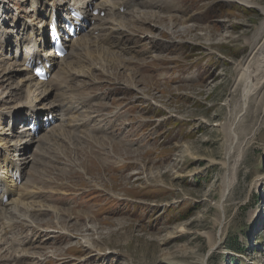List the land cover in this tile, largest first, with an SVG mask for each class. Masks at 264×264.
<instances>
[{"label":"rangeland","instance_id":"374dc122","mask_svg":"<svg viewBox=\"0 0 264 264\" xmlns=\"http://www.w3.org/2000/svg\"><path fill=\"white\" fill-rule=\"evenodd\" d=\"M249 1L171 0L142 9V20L131 12L123 50L88 52L98 58L87 69L68 62L70 90L79 77L100 98L108 130L32 145L29 156L44 155L30 178L43 209L17 211L28 222L0 235V264H264V89L246 93L238 71L264 0ZM32 3L0 0L14 49L37 18Z\"/></svg>","mask_w":264,"mask_h":264},{"label":"bare ground","instance_id":"6f19581e","mask_svg":"<svg viewBox=\"0 0 264 264\" xmlns=\"http://www.w3.org/2000/svg\"><path fill=\"white\" fill-rule=\"evenodd\" d=\"M170 1L171 0H93L92 3L79 2L77 6L81 8L88 17H90V5H93L95 9L104 11L106 17H101V15H98L89 19L90 21H93L91 29L84 33L83 36H81L78 40L71 41L69 43L68 55L64 59H54V74L48 82H38L33 76L32 70L25 66L28 58L35 51H38V49L35 47L38 44L39 39L34 38L36 27L37 29L46 28L45 22L42 19V22L38 21L37 23L33 24V22L36 21V19H34L32 22H28L27 25H23L21 32H18V34L15 35V39H17L16 56L9 58L8 56L4 55V51L7 48L10 49L9 43L12 42L14 34H9L4 30L5 24L7 23L5 22V19H3V14H1V9L3 8H1L2 6L0 7V19L2 18L0 22V28L2 29L0 32V73L2 74V76H0V84L5 86L4 90L7 87L4 94L0 96V126L4 124L3 121L5 120L8 123V126L6 125L7 128L3 127V129H6L4 131L2 130L3 132L0 133V146L3 150H0V156L2 158L4 157V160H1L0 162V170L2 169L3 171L0 172L2 173L0 174V220L3 218L2 214L7 215L5 217L6 226L3 229H0V235H2L4 239L9 237L10 234L8 233L11 231L10 227L14 223L28 222V215L16 219L17 211L19 209H25L24 206L27 204L25 202L33 205L25 209L27 213L31 214L32 212L36 211L37 214V212L43 209L40 205H37V202L35 201L37 199V194L31 193L37 187L35 184L30 182V178L34 166H36L38 162L43 164L44 155L41 151L36 155V159L32 155L29 156L28 151L31 149L32 145H36V148H38L44 142L42 150L51 149L68 140V136L80 138L83 135L90 139L91 133L95 134L96 136H101L105 134L104 131L108 130V128L105 127L107 123L106 118L112 117V115L107 116L104 120L100 118L98 111L96 110L97 105H95L100 98L97 99V95H92V93L85 94L83 91H81L82 84L77 83V79L79 77L75 79L74 83L71 85L75 92L73 93L70 90V87L66 81L68 62L70 61L69 66L73 65L77 68L87 69L92 66V63L95 64L98 58L97 56L95 59L91 58L89 55H87L88 52L105 56L108 54L113 55L114 49H116L117 46L119 49L123 50L124 46L120 36L124 34H130L129 31H133L129 30L128 26L123 23L124 20H122V15L135 12L138 14L133 15V18L142 20V14H139V12H145L142 9L146 8L153 11L154 9H159L163 4L169 6L171 3ZM222 1H231L242 3L243 5H250L249 0ZM67 2L68 0H60L59 2L55 1L54 3H49L48 0H46L43 4L42 2L37 3L34 1V3L40 4H36L39 14H41L43 11L46 12L45 5L48 4L53 5L50 11H53L55 7H57V10L60 8L65 10ZM68 5H70V3ZM121 7L127 8L128 11L122 14L120 12ZM170 7L172 8V6ZM33 8H36V6H33ZM260 10V13H264V8H260ZM43 15L39 17L43 18ZM142 22L143 21H136V23ZM186 22L188 21L186 20ZM29 31H31V33L28 34L27 32ZM180 31L187 32L188 29L182 26ZM95 33L98 34L95 35ZM134 34L136 33L134 32ZM150 39L153 40L154 37ZM248 42L251 45L249 57L239 67L238 70L240 74V80L244 79L245 82L247 81L248 85L246 86L248 90H246V93H249L253 90L262 91L264 89V18L260 25L256 28L254 36L250 38ZM22 51L23 53L25 51V55L23 56ZM127 52L130 51L127 49V51L122 52V54ZM51 55L52 53H50L49 56ZM82 56L86 57L85 60H82ZM79 57L80 59L78 61L77 59ZM35 59L36 61L41 60L38 57ZM261 65H263V68L259 73L258 69L259 66L261 67ZM26 93L29 94L27 100H25V102L20 101L21 96L26 97ZM73 94H77L79 97H74V101L70 103L69 101L71 100ZM92 104H94V106H92ZM17 105L20 106L17 108ZM25 110L28 111V117L36 118L38 121L40 120L39 116L41 113H53L56 123L50 127V131H44L42 133L43 135L40 134L38 138H35L31 133L29 129L30 124L22 127L19 130H15V125L14 128H12L11 125L12 119H14V123H16V119H20V114ZM0 129H2V127H0ZM13 137L16 139L14 142L9 139H13ZM51 137L54 138L52 141L50 140ZM233 139H236V135L234 133ZM54 141H57L56 145H53ZM12 149H14V155ZM232 150L230 151L229 149V151H227L228 158L230 157ZM62 152L64 153V151ZM39 156L43 157L42 161H40ZM3 161L4 164L2 163ZM75 170L83 172L79 168H75ZM63 171L68 172V168L65 166ZM14 176L21 178L20 185H18L17 181L14 180ZM31 181L34 180L31 179ZM230 186L231 185L229 184L228 189ZM29 188H31V190H29ZM34 193H36V191ZM4 195L9 196V201L7 204L3 203ZM5 232L7 233L8 237L6 236ZM16 244L17 243L14 241V248H16ZM9 245L10 244H7V246Z\"/></svg>","mask_w":264,"mask_h":264}]
</instances>
